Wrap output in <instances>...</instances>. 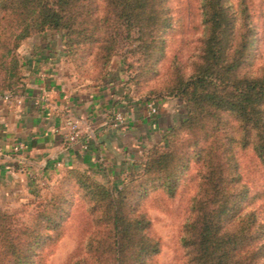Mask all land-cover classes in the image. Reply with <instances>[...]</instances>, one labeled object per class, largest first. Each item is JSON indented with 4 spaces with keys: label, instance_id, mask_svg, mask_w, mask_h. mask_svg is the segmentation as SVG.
<instances>
[{
    "label": "trees",
    "instance_id": "obj_1",
    "mask_svg": "<svg viewBox=\"0 0 264 264\" xmlns=\"http://www.w3.org/2000/svg\"><path fill=\"white\" fill-rule=\"evenodd\" d=\"M251 4L199 0L203 34L193 70L176 60L167 87L184 99L186 114L121 187L65 167L45 197L30 201L31 211L0 203V264H45L71 216L75 186L91 203L96 227L85 255L70 264H150L161 242L142 203L156 186L174 196L193 162L200 181L181 237L184 264H264V220L249 208L237 153L251 146L264 171V65L250 66L258 41ZM173 25L171 0H0V93L22 85L19 49L34 34L61 30L67 53L77 59L95 52L101 71L122 54L128 65L140 60L154 72Z\"/></svg>",
    "mask_w": 264,
    "mask_h": 264
},
{
    "label": "crops",
    "instance_id": "obj_2",
    "mask_svg": "<svg viewBox=\"0 0 264 264\" xmlns=\"http://www.w3.org/2000/svg\"><path fill=\"white\" fill-rule=\"evenodd\" d=\"M62 39L39 34L22 47L23 103L12 105L0 93V200L6 204L33 199L39 188L65 167H81L104 180L118 181L146 146L181 117L182 110L149 114L148 105L120 86L118 66L103 83L82 80L65 63ZM89 125L88 147L65 142L66 108ZM115 111L127 124L112 123ZM23 143L19 154L14 146Z\"/></svg>",
    "mask_w": 264,
    "mask_h": 264
},
{
    "label": "rangeland",
    "instance_id": "obj_3",
    "mask_svg": "<svg viewBox=\"0 0 264 264\" xmlns=\"http://www.w3.org/2000/svg\"><path fill=\"white\" fill-rule=\"evenodd\" d=\"M252 3L253 19L257 29V45L251 57L250 66L257 70L264 65V0H250ZM174 25L168 35L166 54L156 64L157 70L150 71L144 67L143 61H136L128 65L123 60L122 54H116L112 58L111 69L102 70L95 52L86 53L84 58L67 53V47L63 46L65 63L73 69L79 79L90 80L92 83H103L117 64L122 86L129 97L142 103L154 101L160 108L182 110L181 117L164 132L170 130L173 125L182 121L186 114V103L178 95L168 93L167 87L173 82L176 60L182 69L190 73L193 70V60L198 51L200 39L203 34V24L199 13V0H171ZM53 35L63 40L61 30H47L41 34ZM34 34L31 37L37 36ZM29 37V38H31ZM29 38L25 39L26 42ZM19 49L22 54V47ZM2 50L0 49V53ZM136 59V57H131ZM3 75L0 71V78ZM19 88V87H18ZM163 132V133H164ZM163 135V134H162ZM162 136L157 141L146 146L139 157L135 158L127 173L117 182L112 179L104 180L101 176L90 172L98 181L106 183L111 189L121 187L133 171H141L143 160L148 149L161 143ZM238 161L242 181L250 188L249 195L252 203L249 208L257 210L264 220V171L256 152L251 146L238 147ZM82 171L85 168L77 167ZM198 164L192 163L184 173L179 188L174 196H170L161 186L151 188L142 203V207L152 220L150 232L157 236L161 242L160 252L153 258L150 264H184L186 260L185 247L181 237L184 223L189 215L193 196L198 190L200 176ZM62 170V169H61ZM59 170L51 181L45 183L33 199H27L21 203L1 204L15 209L22 207L31 211L30 201L40 200L52 190L54 183L60 180L64 174ZM61 173V174H60ZM74 204L71 216L63 227L62 236L53 243L45 258V264H70V261L80 255H85L87 240L90 232L96 227L93 215L89 212L91 203L84 195V190L79 186L73 188ZM79 253V254H78ZM78 254V255H76ZM76 255V256H75Z\"/></svg>",
    "mask_w": 264,
    "mask_h": 264
},
{
    "label": "built area",
    "instance_id": "obj_4",
    "mask_svg": "<svg viewBox=\"0 0 264 264\" xmlns=\"http://www.w3.org/2000/svg\"><path fill=\"white\" fill-rule=\"evenodd\" d=\"M2 97L12 105H21L23 103V98L18 91V88L15 90H9L2 93ZM148 112L149 114H155L158 112V106L154 101H149ZM112 123L116 126H125L127 124V119L122 111H115L112 115ZM63 123L65 128V142L68 145L74 144L76 142H83L85 147H88L90 136L89 125L85 123L83 118L74 114L70 108H66L63 111ZM23 143L20 142L14 146V153L19 154L23 148Z\"/></svg>",
    "mask_w": 264,
    "mask_h": 264
}]
</instances>
